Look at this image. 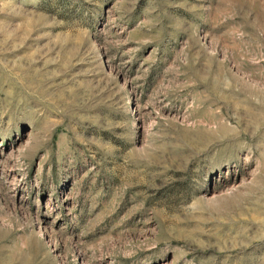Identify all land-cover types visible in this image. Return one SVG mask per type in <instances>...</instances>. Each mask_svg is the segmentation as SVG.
Here are the masks:
<instances>
[{"label": "rangeland", "instance_id": "374dc122", "mask_svg": "<svg viewBox=\"0 0 264 264\" xmlns=\"http://www.w3.org/2000/svg\"><path fill=\"white\" fill-rule=\"evenodd\" d=\"M0 264H264V0H0Z\"/></svg>", "mask_w": 264, "mask_h": 264}]
</instances>
